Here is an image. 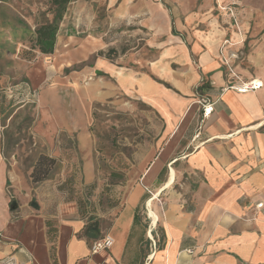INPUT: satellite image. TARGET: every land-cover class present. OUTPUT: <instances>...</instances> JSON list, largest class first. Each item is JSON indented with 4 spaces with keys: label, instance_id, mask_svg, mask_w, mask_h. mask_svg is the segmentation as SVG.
Here are the masks:
<instances>
[{
    "label": "crops",
    "instance_id": "obj_1",
    "mask_svg": "<svg viewBox=\"0 0 264 264\" xmlns=\"http://www.w3.org/2000/svg\"><path fill=\"white\" fill-rule=\"evenodd\" d=\"M117 1L112 0L113 6ZM215 1L204 0L201 7H213ZM120 2L103 30L74 29L58 39L64 37L69 45L67 67L86 59L77 52L95 56L89 68L102 74L104 94L123 93L159 112V152L143 162V184L131 187L122 206L109 209V222H104L105 214L97 218L100 233L84 234L88 217L80 216L59 192L49 193L41 207L21 206L14 217L2 182L0 264L264 263V205L257 207L264 204V44L259 39L253 43V71L241 70L245 80L263 85L247 92L224 89L232 80L225 75L221 43L230 27L218 33L201 11L185 18L173 15L161 1ZM200 19L205 31L185 25ZM119 22L133 23L129 38L133 30L135 45L119 47ZM233 33L232 39L237 38ZM150 53L155 56L148 57ZM201 98L214 102L208 116ZM79 138L82 149L89 150L90 133L82 131ZM159 196L161 206L155 202ZM105 236L114 240L112 247L93 252V242Z\"/></svg>",
    "mask_w": 264,
    "mask_h": 264
},
{
    "label": "rangeland",
    "instance_id": "obj_2",
    "mask_svg": "<svg viewBox=\"0 0 264 264\" xmlns=\"http://www.w3.org/2000/svg\"><path fill=\"white\" fill-rule=\"evenodd\" d=\"M155 1L185 18L201 11L205 20L214 22L210 26L218 33L230 27L221 43L225 75L231 84L237 82V76L249 81L241 70L253 71L252 48L258 42L264 44V0H214L210 8L201 7L204 0ZM119 2L113 6L112 0H72L61 33L103 30L114 18ZM51 7V0H0V173L4 175L0 185L4 182L2 192L9 196L14 217L21 206L41 207L49 201V193L59 192L80 216L105 214L106 223L109 209L122 206L131 187L143 184L139 174L143 162L159 152L163 120L155 108L138 98L104 94L99 83L102 74L89 68L94 65V55L77 52L86 59L67 67L69 45L64 37L58 39L57 53L51 56L32 49V35L23 28L33 31L51 20ZM205 20L185 25L190 31H205ZM115 26L122 39L120 48L134 44L133 30L129 38L133 23ZM174 30L178 33L180 29ZM233 32L239 34L235 39ZM231 53L237 56L231 57ZM82 131L90 133L89 150L82 149ZM88 164H92L91 176L86 173ZM175 189L179 190V184ZM155 202L161 206V197Z\"/></svg>",
    "mask_w": 264,
    "mask_h": 264
},
{
    "label": "trees",
    "instance_id": "obj_3",
    "mask_svg": "<svg viewBox=\"0 0 264 264\" xmlns=\"http://www.w3.org/2000/svg\"><path fill=\"white\" fill-rule=\"evenodd\" d=\"M72 0H51V10L54 13L51 20L36 27L33 31L28 28H23L25 32H30L32 35V49L45 56L55 54L58 37L61 33V23L67 11L68 4ZM86 218V214H82ZM100 233V221L94 216L89 215L88 224L85 227L84 234L90 232Z\"/></svg>",
    "mask_w": 264,
    "mask_h": 264
},
{
    "label": "built area",
    "instance_id": "obj_4",
    "mask_svg": "<svg viewBox=\"0 0 264 264\" xmlns=\"http://www.w3.org/2000/svg\"><path fill=\"white\" fill-rule=\"evenodd\" d=\"M236 56H237V54L231 53V57H236ZM225 61H228V60L226 59ZM226 64H228V62ZM237 78H238V80L235 84H230V86H228L227 88H224V89L235 88L239 92H247L250 90L259 89L263 85V82L261 80L252 79V80L246 82V81L241 80V78L238 76H237ZM199 102L203 106L204 116L210 115L212 113V111L214 110V102H211L210 99H208V98H201ZM263 205H264L263 202H259L257 204V207L262 208ZM113 243H114V240L110 236L98 238L92 244V251L93 252H99L102 250H106V249L112 247Z\"/></svg>",
    "mask_w": 264,
    "mask_h": 264
},
{
    "label": "bare ground",
    "instance_id": "obj_5",
    "mask_svg": "<svg viewBox=\"0 0 264 264\" xmlns=\"http://www.w3.org/2000/svg\"><path fill=\"white\" fill-rule=\"evenodd\" d=\"M173 179V178H172ZM152 200V199H151Z\"/></svg>",
    "mask_w": 264,
    "mask_h": 264
}]
</instances>
